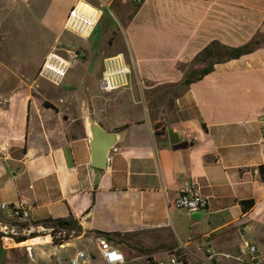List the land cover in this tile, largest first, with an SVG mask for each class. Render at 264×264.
I'll use <instances>...</instances> for the list:
<instances>
[{
    "label": "crops",
    "instance_id": "0c3cea01",
    "mask_svg": "<svg viewBox=\"0 0 264 264\" xmlns=\"http://www.w3.org/2000/svg\"><path fill=\"white\" fill-rule=\"evenodd\" d=\"M20 1L0 0L5 30L8 21L12 30L24 23L13 18ZM59 1L48 0L37 22L51 44L62 40L58 53L70 68L60 85L41 79L70 89L54 91L39 80L35 91L48 100L24 99L15 109V141L0 134V264H23L25 255L31 264H56L71 249V259L85 252L83 264H107L99 238L125 255L124 264H158L174 254L187 264H264V0H88L101 12L88 37L65 28L77 0L61 4L66 14L57 19ZM252 41L260 44L251 53L185 84L211 43L236 48ZM119 54L132 66L131 86L90 87V80L101 84L105 58ZM93 123L118 136L105 169L92 165ZM169 128L181 132L180 143H170ZM194 183L208 208L175 207ZM21 200L29 212L24 222L1 208ZM246 201H254L249 211ZM48 219L74 220L82 232L54 245L42 222ZM11 220L28 228L17 231ZM34 231L46 234L18 241ZM83 238L97 250L81 248L76 241Z\"/></svg>",
    "mask_w": 264,
    "mask_h": 264
},
{
    "label": "rangeland",
    "instance_id": "374dc122",
    "mask_svg": "<svg viewBox=\"0 0 264 264\" xmlns=\"http://www.w3.org/2000/svg\"><path fill=\"white\" fill-rule=\"evenodd\" d=\"M47 1L48 0H21L18 3L14 2L12 7L16 9V15L13 16V18L17 19L20 23L22 19L24 23L14 30L11 28L10 21H8L7 30L0 26V83L3 84L0 85V134L5 135V137L8 138L7 141L10 143L14 142V139L17 136V133H15L14 130L16 124L15 109L22 106L24 99L27 97H30L33 100L35 98H41L46 101L47 99L41 94H38L40 89L38 87V81L43 80L39 75L38 69L42 63L44 55L49 49L52 51L53 47H57L59 50L61 48V51H63L62 47H64V45L61 44L62 40L57 39L54 44H51L50 40H48L50 34L39 24V22H37L40 19L41 12H44L43 9L48 6ZM59 2L57 6H54V8H56L55 13L57 19H61V17L65 16L66 9L64 7L61 8V4L64 6L69 0H60ZM107 17L110 18L111 15L107 13L106 18ZM104 22L105 21L103 20L100 24L102 28ZM10 35H12L13 38L10 37ZM65 37L73 38L74 36L67 33ZM99 43L101 44V38ZM102 57L101 54H98L97 62L91 67L93 71L91 70L90 73L93 76L99 71L100 65L102 64ZM13 72L16 73L18 78H12V76H14ZM5 76L8 80L4 79L3 82H1V78H4ZM27 76L30 77V79H27ZM20 79L23 81L21 84H19ZM67 81L71 80L68 79ZM46 84L54 91H67L70 89L67 83L62 84L60 87H56L51 83V85L48 83ZM93 85L96 90L101 88L100 81L90 80L89 86L92 87ZM35 90H37L38 93ZM22 111L23 113L21 117H24L25 110ZM9 142L8 148L12 151L14 149H12L13 147H9L11 145ZM10 222L16 227L17 231H25L28 226L12 220ZM34 234L44 236L46 231H41L40 233L34 231L29 236L27 235V238H31ZM47 234L52 235L50 231L47 232ZM76 242H78L77 244H79L81 248H90L94 252L97 250L96 245L93 241L89 240V238L77 239ZM6 243L8 245L9 242L6 241ZM10 243L13 244V241H10ZM12 246L15 247V245ZM72 250L73 249L66 250L62 253L61 258L65 261V264L71 259L69 254L72 252L70 253L69 251ZM31 260V257L25 255L22 259V263L31 264ZM56 264H59L58 258Z\"/></svg>",
    "mask_w": 264,
    "mask_h": 264
},
{
    "label": "built area",
    "instance_id": "2783aa9c",
    "mask_svg": "<svg viewBox=\"0 0 264 264\" xmlns=\"http://www.w3.org/2000/svg\"><path fill=\"white\" fill-rule=\"evenodd\" d=\"M141 2L142 0H138ZM101 16L100 10L89 3L88 0H77L71 8L66 22V30L80 36L88 37L94 30L95 25L99 21ZM58 48L54 47L52 51L45 57V60L40 68L39 75L42 78L50 81L52 84L60 85L66 77L70 68V63L67 59L58 53ZM73 59L78 58L77 52H70ZM133 74L132 66L126 61L125 57L121 54L113 55L105 58L104 60V72L102 81L105 82L103 89L114 91L124 90L131 86V75ZM175 207L184 209L189 212H201L208 208V200L204 197L197 184H192L182 190L179 198L175 201ZM1 208L8 213L11 219L18 222H24L29 212L25 206V201L21 200L14 203H3ZM65 233L57 232L54 235H50L53 241H63V245L67 243L65 241ZM99 249L107 264H124L125 255L117 248L113 247L105 238L98 239ZM59 244V246L61 245ZM30 251V249H29ZM257 249L252 247L250 254L255 256ZM208 254L214 255V252L208 250ZM247 254L245 248L241 249V256L238 259L244 262V256ZM89 259V255L85 252H79V254L72 258L67 264H83ZM59 264H65V261L59 257ZM158 264H187L186 260L181 255H172L167 261H160ZM256 264V263H254Z\"/></svg>",
    "mask_w": 264,
    "mask_h": 264
},
{
    "label": "trees",
    "instance_id": "16d2710c",
    "mask_svg": "<svg viewBox=\"0 0 264 264\" xmlns=\"http://www.w3.org/2000/svg\"><path fill=\"white\" fill-rule=\"evenodd\" d=\"M260 41H252L245 46L242 47H228V46H223L217 42L211 43L209 46H207L201 54H199L196 57L197 63H200L203 65L202 68L194 70L190 72L187 75V78L185 80V84L191 85L192 83H195L197 81H200L205 77L207 74L211 73L214 70V66L217 63H220L224 60H233V59H238L243 55L251 53L256 45H259ZM242 206L245 211H249L253 206H254V201H246L242 202ZM43 224L48 225L47 227L51 229L52 235L55 236V233L57 232H64L66 237L65 241H68L71 237V235H80L82 232V228L80 225L74 221V220H53V219H48L45 221H42ZM42 222L35 223L36 226H39L42 224ZM4 235L0 232V239ZM37 235L32 237H36ZM28 238L26 236L24 237H19L18 241H26ZM63 243V241L59 240H54L55 245H59ZM179 255V254H176Z\"/></svg>",
    "mask_w": 264,
    "mask_h": 264
},
{
    "label": "water",
    "instance_id": "95a60500",
    "mask_svg": "<svg viewBox=\"0 0 264 264\" xmlns=\"http://www.w3.org/2000/svg\"><path fill=\"white\" fill-rule=\"evenodd\" d=\"M105 82L101 81V86L105 87ZM91 129V148H92V165L98 169H105L110 152L117 145L118 136L106 132L100 125L93 123ZM169 139L172 145L178 144L183 140L180 131L169 128ZM202 214L199 213V216ZM60 246H63L61 244Z\"/></svg>",
    "mask_w": 264,
    "mask_h": 264
}]
</instances>
